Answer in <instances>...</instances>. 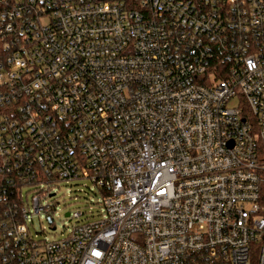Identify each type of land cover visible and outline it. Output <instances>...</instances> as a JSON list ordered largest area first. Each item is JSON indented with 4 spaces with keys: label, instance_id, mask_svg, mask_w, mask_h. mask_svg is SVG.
<instances>
[{
    "label": "built area",
    "instance_id": "2783aa9c",
    "mask_svg": "<svg viewBox=\"0 0 264 264\" xmlns=\"http://www.w3.org/2000/svg\"><path fill=\"white\" fill-rule=\"evenodd\" d=\"M0 264H264V0H0Z\"/></svg>",
    "mask_w": 264,
    "mask_h": 264
},
{
    "label": "rangeland",
    "instance_id": "374dc122",
    "mask_svg": "<svg viewBox=\"0 0 264 264\" xmlns=\"http://www.w3.org/2000/svg\"><path fill=\"white\" fill-rule=\"evenodd\" d=\"M93 184L90 181H74L72 183H61L56 188L55 199L58 203V215H55V230L52 231L43 217H35L30 224L31 233L39 239L57 240L66 237L70 228L76 223L72 222L66 215L74 212L84 213L81 221H96L98 219L99 207L96 204L97 197L91 191ZM88 217V220H85ZM85 220V221H84ZM80 221V220H79Z\"/></svg>",
    "mask_w": 264,
    "mask_h": 264
}]
</instances>
